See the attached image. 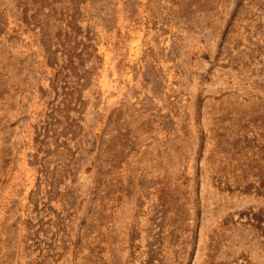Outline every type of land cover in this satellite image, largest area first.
Returning a JSON list of instances; mask_svg holds the SVG:
<instances>
[{"label":"rangeland","instance_id":"374dc122","mask_svg":"<svg viewBox=\"0 0 264 264\" xmlns=\"http://www.w3.org/2000/svg\"><path fill=\"white\" fill-rule=\"evenodd\" d=\"M0 264H264V0H0Z\"/></svg>","mask_w":264,"mask_h":264}]
</instances>
